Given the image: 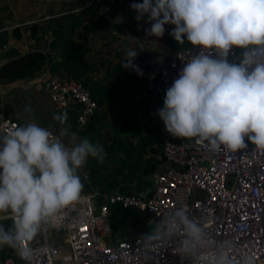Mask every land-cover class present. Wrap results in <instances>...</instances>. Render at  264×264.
<instances>
[{
    "label": "clouds",
    "instance_id": "obj_1",
    "mask_svg": "<svg viewBox=\"0 0 264 264\" xmlns=\"http://www.w3.org/2000/svg\"><path fill=\"white\" fill-rule=\"evenodd\" d=\"M136 21L147 16L146 35L162 38L165 26L176 44L190 46V57L167 89L158 116L164 130L178 139L194 140L210 152L237 153L248 148L264 152V0H142L132 3ZM199 49L191 55V49ZM239 49V62L229 61ZM139 52L126 49L124 69L143 76L133 63ZM185 57L183 60H185ZM25 112H31L25 106ZM58 134L35 122L0 135V248L7 246L26 264L34 252L27 245L43 225H61L81 200L80 170L89 158L102 163L103 146L80 138L65 126L67 113L54 114ZM247 140V143H246ZM182 231L178 251L191 264L207 246L201 223L186 212L156 222L139 239L146 251ZM230 242L215 248L214 264H231ZM243 264H253L246 256Z\"/></svg>",
    "mask_w": 264,
    "mask_h": 264
},
{
    "label": "crops",
    "instance_id": "obj_2",
    "mask_svg": "<svg viewBox=\"0 0 264 264\" xmlns=\"http://www.w3.org/2000/svg\"><path fill=\"white\" fill-rule=\"evenodd\" d=\"M135 16L133 10L124 12L119 2L110 0H0V66L27 52L44 57L33 76L0 80V117L14 119L18 125L35 122L58 134L62 126L53 116L66 112L65 126L103 146L104 161L89 158L79 172L82 193L123 190L144 199L155 182L164 141L192 142L165 132L157 113L166 92L154 94L145 89L146 82L156 78L155 63H166L189 45L176 44L169 35L172 25L165 26L162 38L147 36L151 26L147 16L139 22ZM89 21L94 26L85 32ZM126 49L139 52L133 63L143 76L123 68ZM49 75L72 78L88 90L96 109L84 124L76 122V104L53 110L43 90ZM25 106L31 108L30 113ZM0 224L10 227L9 218ZM144 225L133 234L142 233ZM129 231L124 236L111 230L116 236L111 233L112 241L133 235ZM14 254L7 246L0 248V259Z\"/></svg>",
    "mask_w": 264,
    "mask_h": 264
},
{
    "label": "built area",
    "instance_id": "obj_3",
    "mask_svg": "<svg viewBox=\"0 0 264 264\" xmlns=\"http://www.w3.org/2000/svg\"><path fill=\"white\" fill-rule=\"evenodd\" d=\"M110 1L119 2L124 12L137 3ZM189 47L176 52L166 63L157 61L156 78L148 80L145 89L154 94L165 93L190 58L185 57ZM198 51L191 49V55ZM232 51L235 55H229V61L239 62L240 50ZM43 90L55 111L76 104L79 125L96 109L88 90L72 78L49 75ZM17 125L14 119L0 117V135ZM253 148L249 144L237 153H213L194 140L189 144L165 140L161 160L155 165V182L146 198L120 191L82 193L81 200L66 214L61 225H43L41 233L29 242L27 246L34 252L32 264H191L178 251L183 233L175 225L174 237L149 251L139 239L148 232L151 223L181 211L196 218L206 232L207 246L198 254L199 264H214L215 248L224 242L232 245L228 249L231 264H243L246 256L252 258L253 264H264V152ZM112 205L145 211L151 220L145 223L142 233L112 241L108 225ZM8 218L11 226L13 221ZM0 264L26 262L14 254L0 259Z\"/></svg>",
    "mask_w": 264,
    "mask_h": 264
},
{
    "label": "trees",
    "instance_id": "obj_4",
    "mask_svg": "<svg viewBox=\"0 0 264 264\" xmlns=\"http://www.w3.org/2000/svg\"><path fill=\"white\" fill-rule=\"evenodd\" d=\"M92 21L87 22L84 31L94 26ZM44 63V57L36 52H27L17 59H11L0 66V80L12 81L34 75L35 70L40 69ZM149 182L144 186L148 187ZM123 191V190H121ZM120 191V192H121ZM126 191H124L125 193ZM108 193V192H107ZM128 193V192H127ZM108 225L112 231H118L124 236L128 230L133 234L141 225L151 220V215L136 208H121L116 205L109 206ZM134 231V232H133ZM134 235V234H133Z\"/></svg>",
    "mask_w": 264,
    "mask_h": 264
},
{
    "label": "rangeland",
    "instance_id": "obj_5",
    "mask_svg": "<svg viewBox=\"0 0 264 264\" xmlns=\"http://www.w3.org/2000/svg\"><path fill=\"white\" fill-rule=\"evenodd\" d=\"M149 222V221H148ZM147 223V222H146ZM155 224L151 223L149 226H148V231H151L153 229ZM113 234V238L116 239V236H115V233L114 232H111Z\"/></svg>",
    "mask_w": 264,
    "mask_h": 264
},
{
    "label": "water",
    "instance_id": "obj_6",
    "mask_svg": "<svg viewBox=\"0 0 264 264\" xmlns=\"http://www.w3.org/2000/svg\"><path fill=\"white\" fill-rule=\"evenodd\" d=\"M153 182H154V180L151 182L150 186H152V185H153Z\"/></svg>",
    "mask_w": 264,
    "mask_h": 264
}]
</instances>
